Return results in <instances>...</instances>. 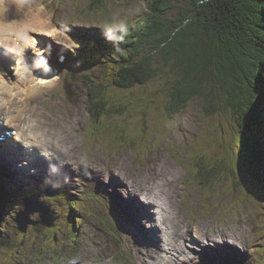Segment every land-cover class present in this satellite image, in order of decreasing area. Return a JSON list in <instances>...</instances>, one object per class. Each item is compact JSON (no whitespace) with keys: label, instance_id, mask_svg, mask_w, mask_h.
Here are the masks:
<instances>
[{"label":"rangeland","instance_id":"374dc122","mask_svg":"<svg viewBox=\"0 0 264 264\" xmlns=\"http://www.w3.org/2000/svg\"><path fill=\"white\" fill-rule=\"evenodd\" d=\"M194 1L170 0L161 16L175 23L188 15V23ZM91 2L0 0L4 13L17 16L16 22L30 25V45L22 55L28 59L37 57L32 60L39 64L40 67L35 65L38 70L48 64L61 68L58 82L46 84L23 107L28 110L34 102L39 106L29 111L30 124H40L43 114L50 121L38 136L43 134L40 139L48 143L47 150H57L56 156L51 154V164L46 167L33 157L26 158V171L18 177L14 172L22 170V147L19 152L9 149L8 157L2 153L1 145L5 143H0V163L10 166V171L2 172L0 178L5 184L12 183L16 196L22 188L31 190L30 198L45 203L55 220L48 227L42 224L41 214L34 213L30 217L36 224L22 233L15 218L24 204L17 201L18 197L14 199L19 204L16 211L8 202L12 198H8L0 212V264H159V255L166 254L147 231L151 228L149 223H155L154 231L161 242L166 237L157 228L156 218L157 222L141 221L130 202L137 199L151 210L148 214L157 217V204L154 209L146 201L150 195L165 203L167 223L175 226L176 240L183 242L181 247L186 253L181 250L180 256H174L175 264H264L261 138L253 136L257 140L254 143L258 142V159L254 160V153L244 147L246 135L233 110L223 105L218 112L206 114L202 95L192 99L181 112L169 111L171 93L181 77L184 60L180 54L177 56L176 46L163 42L161 31L153 34L152 43L150 38L141 43L146 53L154 55L157 75L133 88H110L114 113L99 123L92 120L88 103L90 82L86 76L102 75L103 66L78 62L82 41L87 42L91 33L111 39L115 31L122 32L127 26L142 28L143 23L144 29L153 27L151 5L157 4L155 0H106L104 6L93 9ZM1 16L0 11V24L4 22ZM178 27L171 29L173 36L180 31ZM156 35L161 36L159 41ZM15 39L24 46L16 30L7 34L0 31L5 49L10 48L8 43L16 45ZM36 47V54H32ZM8 57L9 50L3 55L1 69L18 81L22 63H16L18 56L11 60ZM51 136L60 140V146L52 144ZM196 156L212 160L207 162L208 168L216 163L222 166L213 181L216 193L212 195L204 187L207 179L201 177L202 183L193 176L197 172ZM12 162L19 164L13 168ZM204 172L208 173L207 169ZM53 184L69 189L72 198L46 196L45 188H53ZM72 199L76 204L71 203ZM73 233L75 239L71 241ZM18 243L16 256H6ZM11 257L12 262L7 260Z\"/></svg>","mask_w":264,"mask_h":264},{"label":"trees","instance_id":"16d2710c","mask_svg":"<svg viewBox=\"0 0 264 264\" xmlns=\"http://www.w3.org/2000/svg\"><path fill=\"white\" fill-rule=\"evenodd\" d=\"M169 1L155 0L157 5H151L153 27L148 25L144 29L143 23L142 28L127 26L122 32L115 31L111 39L91 33L87 42L82 41L83 49L76 56L78 62L103 66L102 75L86 76L90 82L91 119L99 123L114 113L115 107L108 95L110 88H133L157 75L154 55L146 53L141 43L147 38L152 43L153 34L161 31L163 42L167 40L168 46H176L177 56L180 54L184 60L180 62L181 77L171 93L169 111L181 112L192 99L201 95L205 99L206 114L218 112L223 105L231 108L246 135L244 147L254 153L252 156L257 160L258 142L254 143L257 136L264 144V0H195L188 23V15L175 23L162 18L161 13L169 7ZM105 3L106 0H92L90 7H102ZM177 25L180 31L173 36L170 31ZM161 36L156 35V41ZM195 159L197 172L193 176L199 182L207 179L204 181L206 192L216 193L213 181L217 180L222 166L216 163L208 168L212 160H203L201 156ZM12 186L0 178V212L4 211L8 198L15 199ZM20 196L23 201L29 195ZM60 197L66 198V192L59 190L55 198Z\"/></svg>","mask_w":264,"mask_h":264},{"label":"bare ground","instance_id":"6f19581e","mask_svg":"<svg viewBox=\"0 0 264 264\" xmlns=\"http://www.w3.org/2000/svg\"><path fill=\"white\" fill-rule=\"evenodd\" d=\"M0 11H1V15H2L1 17L4 20V22L0 24V31L3 34H7L10 31L16 30L18 36H20L24 41L23 47H21L20 43L17 40H15L16 45L12 43L13 47L11 46V43L8 44V46L10 47V50H11V53L9 54L11 57H8L7 59L11 60L14 57L18 56V58H16V63L17 64L22 63L21 69H18V72H20V76L18 78V81H15L16 79H13L12 77H7V74L9 73V71L1 69L2 66L0 67V119L3 120L2 123L0 124V132L1 131L3 132L6 127H12L13 129L15 128V132L13 135L17 140H20L23 142L27 141L26 143L28 144V147H35L36 148L35 150L32 149L31 151L28 149L30 152L29 153L26 152L25 157L29 160H32V157H33L35 162H37V163L40 162L41 164H44L43 163L44 160H43L42 156L35 155L36 153H39L37 150L41 149V150H44L43 152L41 151L42 154H46V155L47 154H54L55 156H56V152H57V150H55V153H53L51 151V148L47 150V148L49 146L48 143H46L45 141H42L43 139H40V137L41 138L43 137V134L38 136V132L42 130V127L49 124L50 121H46L45 120V114H43L44 119L41 121L40 124H34V125L30 124L28 122L29 120L27 118V115H28L29 111L33 112V110H35L39 106H37L38 104H35V102H34L33 104L30 105L28 110H24L23 107L31 99H33L39 92H41L42 91L41 89H43L45 86H48V85H44L41 83V79L44 76L43 73L39 76L35 75V73L38 72V68L35 67V65H37L38 67H40V66H39V64H37L32 59H36L37 57L31 56V59L30 58L28 59L26 57V55L25 56L22 55L23 51L26 50V48L29 44L28 43L29 37L27 35H29L28 30H29L30 25L28 26L27 24L24 25L21 22H16V20H19V18L17 16H9L8 14L4 13L2 11L1 7H0ZM11 38L14 40V37H11ZM2 43H5V42H2ZM37 49H38V47H36L35 50H33L32 54H36ZM29 66H30V68H29ZM17 68H19V67H17ZM26 69H30L31 72H29V74H28L26 72ZM41 69H43V68H41ZM59 69H61V68H59ZM58 78H60V77H57V75H54V74L51 75L49 77L50 82L48 84H52L54 82L57 83ZM9 79H11V80L9 81ZM33 79H35V80H33ZM43 82H45V81H43ZM43 112H46V111L44 110ZM0 135H1V133H0ZM18 135H22L21 138H19ZM5 138H6V140L2 141L3 143H5V145H1V146H2L3 152L6 151L5 154H7L8 157H10V154H8V150L9 149L16 150L15 149L16 146L13 142L12 137H9L6 134ZM32 141H33V143L36 142L37 144H33V143L31 144L30 142H32ZM59 141L60 140L58 138H53L51 136L52 144H54V145L57 143L59 144L60 143ZM59 146H60V144H59ZM32 151H34V153ZM1 158H2V156H1V152H0V159ZM4 162L8 163V161H4ZM0 164L4 165L3 163H0ZM18 164L19 163H13L12 162V167L15 168ZM25 165H26V161L22 164L23 170H24ZM7 167H10V166H7ZM25 168H27V166H25ZM6 172H8V171H6ZM52 187L53 188L56 187L59 190H63L64 192H66V196H67L66 199L72 198V196H73L72 192L69 189L62 186V184H55V186L53 184ZM22 193H27V195H29L28 197H30L33 192L31 190H29L28 188H22L20 194L17 196L15 195V199L18 197L17 201H19L20 203L23 202L22 198L20 196ZM130 197L132 198L133 196L130 195ZM146 201H148V206L152 207L154 209H156L155 204H157V217L153 216L152 214H148V211H151V210L150 209L148 210L146 205L144 206L142 204V207H139L140 203L137 202V199L132 198V200H130V202L133 203V205L135 206V211L138 215V216L136 215L137 218L140 216L139 219L143 222H145L146 220H149V221L154 220L155 222L158 221L157 228L161 229V231L165 235V237L168 238V241H166V238H165V240L163 242H161V240L157 236V233L154 231L155 223H149V226L151 228L147 229V231L149 232V234L151 233V235H153L155 237L156 241L159 242V244L157 243L158 246H160V249H162V251L166 254L165 256L161 255V254L159 255V258H160L159 264H168L170 261H172V263L175 264L173 257L177 256V254L180 256V251L181 250L184 251V249L181 247V243H183V242H182V240L180 241V238H178V240H176V234L174 233L175 226L171 225V224L169 225L167 223L169 221V217L167 218L168 211H167L165 203L162 201V199L158 198V197L156 199H153L152 196L150 195L147 197ZM8 202L10 203V205L14 204L12 206H15L16 211H17V205H19V204L14 203L13 199L11 201H8ZM76 202L77 201L75 199H72V201H71V203H75V204H76ZM21 210H23V209H21V208L18 209L17 214ZM155 218L157 221L155 220ZM7 223L8 222H6V224ZM70 223H72V222H70ZM22 233H26V232H22ZM74 237H75V233H73V235H71V241L73 239H75ZM146 239H149V238H146ZM20 243H18V246L16 247V249L10 250L6 256H8V255H15L16 256V254L19 252L17 248H19ZM191 243H192V240H191ZM191 248H193V247H191ZM184 252L186 253V251H184ZM7 260L12 262L14 260V257H11ZM122 262L124 263V261H122ZM122 262H121V264H122Z\"/></svg>","mask_w":264,"mask_h":264},{"label":"water","instance_id":"95a60500","mask_svg":"<svg viewBox=\"0 0 264 264\" xmlns=\"http://www.w3.org/2000/svg\"><path fill=\"white\" fill-rule=\"evenodd\" d=\"M45 192L49 197H53L56 194V190L54 188H48ZM25 203L26 207L19 211L17 217L15 218L18 229L21 232H26L30 224H36L30 216L37 212L41 214V222L43 225L48 227L52 226L55 216L50 213V209L45 203L41 201H34L28 198L25 199Z\"/></svg>","mask_w":264,"mask_h":264}]
</instances>
